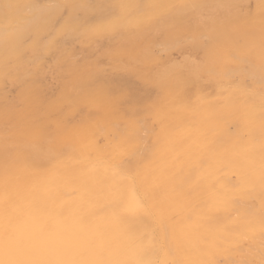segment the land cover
I'll use <instances>...</instances> for the list:
<instances>
[{"label":"bare ground","instance_id":"bare-ground-1","mask_svg":"<svg viewBox=\"0 0 264 264\" xmlns=\"http://www.w3.org/2000/svg\"><path fill=\"white\" fill-rule=\"evenodd\" d=\"M45 1L46 0H0V49L1 50H4L5 49L4 46H6L5 44H8V43L9 44L14 43V44H19L20 46H23L24 44L22 45V44H20V42L24 41L23 40L24 38L27 39V36H29L31 34V32H33L35 34V36H37L38 34L40 35V33H41V35L44 34L42 32H45L46 29L50 27L49 25H51L50 24L51 18H52V16L55 15V14L51 15L55 11V10L53 11V8L58 6L55 4L56 6L53 7V6H51V3L50 4H48V2L44 3ZM57 1H59V0H57ZM77 1H79V0H77ZM133 1L136 2L139 0H133ZM168 1H170V0H168ZM205 1H208V0H205ZM241 1L242 0H240V2ZM246 1L247 0H245V2ZM123 2H124V0H99V2L97 4V8H96V13H97L98 19H95L93 21L92 25L97 26L98 28H101V29H107V28L115 29V28H117L118 25L115 23L114 19L117 16H121L122 14H124L125 11L127 10V7L125 6L127 4H125ZM177 2H179V4L181 3L178 0H177ZM183 2L181 4H183ZM193 2H195V0H193ZM54 3L55 2H53V4ZM59 3H60V1H59ZM151 3L155 6H158V5H160V0H147L146 6H150ZM236 3H237V1H236ZM63 4H65V2ZM191 4H192V2H191ZM77 5H79V4H77ZM202 5H204V4H202ZM251 5H252V3H251ZM72 6H73V4H72ZM79 6H82V5H79ZM79 6H78L77 10H75L76 12H78V10L80 8ZM83 6L85 9L86 6L85 5H83ZM168 6L170 7L169 4H168ZM186 6H189V5H186ZM186 6L184 5L183 7H186ZM58 7H59L58 9L61 11L60 6H58ZM87 7H86V9H88ZM206 7L207 6L205 5L204 8H206ZM81 8H83V7H81ZM165 8H167V7H165ZM188 8H190V7H188ZM74 9H76V8H74ZM169 9H171V8H168V10ZM70 10H73V9H70ZM88 10H90V9H88ZM91 10H93V9H91ZM180 10H181V8H180ZM182 10H183V8H182ZM201 10H202V8H201ZM63 11H65V10H63ZM141 12H143V11H141ZM157 12H160V11H157ZM200 12L201 11H199V13ZM246 12H248V11H246ZM250 12H248V13H250ZM216 13H217V11H216ZM238 13L239 12H237L236 15H238ZM57 14H60V13L57 12ZM136 14H138V12H136ZM250 14H252V13H250ZM82 15H84V14H82ZM168 15L171 16V14H168ZM185 15H186V13H185ZM236 15L235 16L233 15L234 16L233 18H228L231 21H229L227 19L228 23H226V24L224 23L225 26H228L229 24L234 23V28H236V30H235L236 32L234 31L235 35L238 33L239 36L241 34H243V36H244V37L242 36L244 38L243 50L245 49L246 53L250 56V52L252 51L251 48H254L255 53H257V55L261 58V60L264 63V35H262V34L260 35V34L255 33L256 36L255 37L252 36L253 31H250V28L248 29L247 26L246 27L243 26V28H242L243 30H241V26H239V19L236 18L237 17ZM247 15H249V14H247ZM55 16L57 17V15H55ZM170 16H168V17H170ZM182 16L181 17L179 16V17L182 18ZM186 16H189V15H186ZM253 16H254V14H253ZM56 17L54 19L57 20ZM80 17H82V16H80ZM199 17H200V15H199ZM229 17H231V16H229ZM256 18L258 19V17H256ZM262 18H264V17H262ZM54 19H52V21ZM67 19H69V21L73 20V18L70 19V17L69 18L67 17ZM76 19L77 18L75 16L74 20H76ZM257 19H256V21H257ZM172 20H174V19H172ZM176 20H178V18ZM190 20H191V18H190ZM261 20H263V19H261ZM69 21L67 22L68 24H69ZM201 21H202V19H201ZM218 21H219V18H218ZM242 21H243V18H242ZM53 22H55V20ZM88 22H90V21H88ZM178 22H179V20H178ZM197 22H194V23H197ZM224 22H226V21H224ZM252 22H254V21H252ZM261 22H263V21H261ZM63 23L65 24V22H63ZM188 23L190 24V22H188ZM220 23H222V22H220ZM70 24H71V22H70ZM75 24H76V22H75ZM178 24H176L175 26H177ZM65 25L64 26L61 25V27H65ZM77 25H79V27H80L82 25V23L81 24L78 23ZM196 25L199 26L198 24H195V26ZM203 25L205 26V23ZM217 25H218V23H217ZM241 25H243V24H241ZM180 26H182V25H180ZM220 26L221 25H219V28H220ZM165 27H164V29H165ZM173 27H174V25H173ZM201 27H202V25H201ZM205 27H207V26H205ZM252 27H253V25H252ZM51 29H54V28H51ZM179 29H180V27H179ZM216 29L218 31V28H216ZM220 29L223 30L224 26L221 27ZM63 30H64V32H66V30L64 28H63ZM63 30H62V32H63ZM214 30L215 29L213 27V31ZM55 31H56V29H54V32ZM179 31H181V30H179ZM179 31H178V33H179ZM156 32H157V30H156ZM185 32L186 31H184V33ZM222 32L223 31H219L218 33H216L217 34L216 38L219 37V38H217V41L219 40V42L217 43V44H219V46H218L219 48L218 47L217 48L216 47H214V48L210 47V48H212V50H209V52H207L208 58H209V60H208L209 63L207 62L208 64L200 66V65L193 63L192 60H190L191 58H189V59L186 58L190 61H186V59H185L186 63H184V64L182 63V67L180 66V67L176 68V66H175V68L177 69L176 70V77H178V74H179V78L177 80V83L180 84L181 82L184 81L186 86L182 91H179L176 94L171 95L170 102L167 103L168 105L164 107L165 109L162 110V112H161L162 114L160 113L161 114L160 118H161L163 125L164 126L166 124L169 125V124H172L170 122H173V124H174V125L172 124L173 129L166 132V130H163L165 127H163V129H160V127H159L160 130H163L162 133L164 135L161 133L160 135H162V136H160L159 138L155 137L156 140L151 141L152 143L154 142V144H153V150L154 151H152V152H154V157H153V159H150L149 161H147V163L144 167L141 166L142 167L141 169H139V170L137 169L138 171L136 172L137 173L136 175L131 176V175L123 174L121 172H119L118 175H112V174H110L111 171H109V173H108L106 170V169L111 168L112 164L108 161H105L104 159L98 160L100 167H99V169L94 170V167H95L94 166L92 169V170H94V172H89L90 169L88 171H86L85 168H83L81 170L79 167L78 168L81 171H78V172L73 171L72 172V171H66V169H64L66 167H63V168L62 167L61 168L56 167V169H52L51 168L52 166H51L50 167L51 169L45 171V173H43V174L40 173V175H38L37 170H36L37 174L34 173V170L36 169L34 167V165L36 163H34V162L36 160L29 162V165H31V166H28V164L24 166L22 164L23 166H21V168H17L19 166L14 167V168H17L18 170H16V171L12 170L13 175L10 176L12 183L0 182V262H2V264H217L216 259L219 256L225 257L227 260H224V261L228 262V260H230L234 256L235 253L240 252V251H244L246 248V245L244 244V242H245L244 238H248V239L249 238H251V239L262 238V240L264 241V239H263L264 238V90L251 89V91H248L243 97H241L239 95L240 93L235 90L234 86L231 83V73L232 74L234 73V71L232 72V65L236 61H238V59H242V58H240L239 55H237L236 53L231 54L230 52L227 51L228 50L227 47L233 46V48H234V46H236V49L239 50L238 49L239 46L237 44L234 45L235 44L234 42H237V41H233V38H234L233 36L221 37L220 35L222 34ZM260 32H262V31L260 30ZM219 33H221V34H219ZM82 34L83 33H81V35ZM203 34H205V33H203ZM176 35H179V34H174L173 35L174 38ZM54 36H57V35H54ZM78 36H77V39H78ZM180 36H182V35H179V37ZM41 37H44V36L38 37L39 40ZM162 37H164V36H162ZM202 37L206 38V36H202ZM202 37H200V38H202ZM214 37H215V35H214ZM236 37H237V35H236ZM31 38H32V36H31ZM47 38H49L48 40H50L49 36ZM176 38H177V36H176ZM54 39H55V37H54ZM191 39H192V37H191ZM252 39L255 40L254 43H252ZM33 40L31 39L32 43H35V42H33ZM73 40H76V38L75 39L73 38ZM138 40H139V38H138ZM176 40H178V39H176ZM180 40L181 39H179V41ZM196 40H194V41L197 42ZM237 40H238V38H237ZM200 41H202V39ZM28 42H30V40ZM38 42H40V41H38ZM38 42L36 41V43L39 45ZM49 42H51V41H49ZM53 42H54V40H53ZM166 42L164 43V41H163L164 44H166ZM171 42H172V40H171ZM171 42H170V44H171ZM30 43H28V44L30 45ZM66 43H67V41H66ZM163 43H160V44H163ZM189 43H190V39H189ZM214 43H212V45H214ZM37 44H35V45L33 44V45L36 46ZM19 45H18V48L22 49L23 47L21 48V47H19ZM45 45H47V44H45ZM167 45H168V43H167ZM171 45L173 46V48H174V46H176V44H171ZM171 45H168V48ZM215 45H216V43H215ZM1 46H3L4 49ZM8 46L9 45L6 46V49ZM24 46H26V45H24ZM31 46H32V44H31ZM57 46H59V45H57ZM148 46H149V44H148ZM177 46H178V44H177ZM12 47H14V45ZM155 47H156V45H155ZM18 48L17 49L15 48V50H18ZM24 48H26V47H24ZM71 48H73V47H71ZM137 48H138V46H137ZM149 48L147 47V49H149ZM225 48H227V50ZM10 49L12 50V48H10ZM1 50H0V52H1ZM41 50H43V49H41ZM44 50H45V48H44ZM65 50H68V49H65ZM145 50H146V48H145ZM168 50H170V49H168ZM30 51H31V49H30ZM54 51H56V49ZM229 51H230V48H229ZM231 51H232V48H231ZM21 52H19L18 54H20ZM13 53L14 52L12 50V55H15V53L14 54ZM64 53H66V52H64ZM5 54H7V53L5 52ZM18 54H17V56H18ZM37 54H38V52H37ZM51 54H52V51H51ZM72 54H73V52H72ZM103 54H104V52H103ZM122 54H124V53H122ZM106 55H108V54H106ZM7 56H9V54ZM24 56H26V54ZM79 56H81V55H79ZM114 56L116 57V55H114ZM142 56H143V54H142ZM2 57L6 58L4 56H2ZM19 57L21 58L22 56L19 55L18 58ZM28 57H29V55H28ZM65 57H67V56H65ZM69 57H70V55H69ZM0 59H2V58H0ZM10 59H12V58H10ZM30 59H32V58H30ZM39 59H40V57H39ZM242 60H245V59H242ZM6 61L8 62V60H6ZM56 61L58 62V60H56ZM196 61H197V59H196ZM123 62H122V64H123ZM245 62H247V61H245ZM256 62L258 63V61H256ZM118 63H120V62H118ZM173 63H171V65L175 64V63L174 64ZM11 64H12V62H11ZM3 65H0V66L2 67ZM38 66H41V65H38ZM154 66H155V63H154ZM177 66H178V64H177ZM130 67H132V66H130ZM5 68H6V65H5ZM11 68H9V69H11ZM39 68H41V67H39ZM78 68H80V67H78ZM166 68H164V70H166ZM171 68H172V66H171ZM173 68H174V66H173ZM173 68L171 70H173ZM169 69H170V67H169ZM7 70L8 69H5V71H7ZM19 70H20V68H19ZM141 71L142 70L140 68V72ZM167 71H169V70H167ZM235 71L238 72V70H235ZM255 71H256V68H255ZM0 72H2V71H0ZM22 72H24V71H22ZM86 72H88V71H86ZM146 72H148V71H146ZM258 72H260V71H258ZM6 73H8V72H6ZM170 73L171 72H169V74ZM237 74H239V73H237ZM38 76H39V74H38ZM6 77H8V76H6ZM23 77H24V75H23ZM27 77H30V76L27 75ZM35 77H37V76H35ZM164 77H166V76H164ZM259 77H260V75H259ZM9 78H10V76H9ZM32 78H34V77H32ZM161 78H163V77H161ZM170 78L171 77L169 76L168 79H170ZM245 78H247V77H244V79ZM86 79H87V77H86ZM89 79H91V78H89ZM77 80H75V83ZM262 80L264 81V79H261L259 81H261V83H262ZM160 81H161V79H160ZM11 82H13V81L11 80ZM65 82H66V80H65ZM124 82L130 83L133 86H137V84L140 83V80L133 77V76H130L127 79H125ZM26 83H29V82L26 81ZM14 84H16V83H14ZM20 84H22V83H20ZM2 85H5V84H2ZM38 85H39V83H38ZM61 86H62V84H61ZM154 86H155V84L151 85V87H154ZM235 86H237V85H235ZM75 87H77V86H75ZM79 87L80 86H78V89H79ZM237 87H239V86H237ZM114 88L118 89L119 86L115 85ZM30 89L31 88H29V91H30ZM26 90H27V88H26ZM1 91H2V89H1ZM36 91L38 92L37 89H36ZM23 92H24V90H23ZM32 92L33 91H31V94H32ZM73 92H75V90ZM4 93H5V91H4ZM31 94H30V96H31ZM22 95H23V93H22ZM24 97H26V96H24ZM60 98H61V96H60ZM62 98H64V97H62ZM70 98L71 97H69V100L72 99V98L71 99ZM217 98H223L224 99L222 105L217 104V102H216ZM4 99H5V97H3L2 100H4ZM52 99H54V98H51V100ZM66 99H67V97H66ZM116 99H117V97H116ZM62 100H64V99H62ZM32 101L35 102L34 100H32ZM164 101H165V99H164ZM8 102L10 103V101H8ZM1 104H3V103H1ZM46 104H47V101H46ZM160 104H162V103H160ZM56 105H58V104H56ZM150 105H151V103H150ZM2 106H4V105H2ZM7 106H9V105H7ZM115 107H118V106L115 105ZM5 108H6V106H5ZM24 108H26V107L24 106ZM160 108H161V106H160ZM36 109L38 110L39 108H36ZM32 110H33V108H32ZM50 110H51V108H50ZM55 110H54V112H55ZM115 110H116V108H115ZM155 111H156V109H155ZM158 111H157V113H158ZM28 112H29V110H28ZM38 112H39V110H38ZM46 112H48V111H46ZM1 113H2V111H1ZM35 113L36 112H34V114ZM5 114H7V112ZM140 114H142V113H140ZM136 115H138V113ZM6 116H4V117H6ZM43 116H44V114H43ZM40 117H42V116H40ZM50 117H52V116H49L47 118H50ZM134 117H136V116H134ZM155 117H156V115H155ZM144 118L142 117L143 120H144ZM26 119L27 118H25V120ZM155 119H157V118H155ZM155 119L153 118V121H155ZM137 120H139V118H137ZM137 120H136V122H137ZM143 120H141L142 127H143L142 123H145ZM130 121L132 122V120H130ZM146 121H148V120H146ZM46 122H47V120H46ZM139 122H140V120H139ZM148 123H149V121H148ZM231 123L239 124L240 127H238L236 131L231 132L229 129V126H228ZM79 124L80 123H78V125ZM129 124L131 125V123H129ZM149 124L151 125V123H149ZM113 125L111 124V127ZM150 125H148V126H150ZM148 126H146V127H148ZM151 126H150V128H151ZM83 127L81 130H83ZM86 127H87V125L84 128L86 129ZM101 127H103V126H101ZM133 127H134V125H133ZM153 127H152V130L154 129ZM5 128H6V126H5ZM80 128H81V126H80ZM166 128H168V127H166ZM40 129H41V127H40ZM52 129H54V128H52ZM93 129H91V131ZM130 129H131V131L133 129V132H131L129 134H125V132L124 133L122 132V134H125L124 141H122V143H121V141H119V142L121 143L122 146H124V150H128L129 152L130 151L132 152L141 143L142 139H145L146 136L144 137V135H143L144 138H142L141 134H140V136L137 134L138 130L135 132L136 129L135 130H134V128H130ZM168 129H170V128H168ZM78 130H80V129H78ZM146 130L144 128L145 132H146ZM148 130H149V128H148ZM100 131H102V130H100ZM1 132H2V130H1ZM3 132H6V131H3ZM108 132H110V131H108ZM158 132L160 133V131H158ZM9 133H11V132H9ZM76 133L77 132L74 131L75 135H77ZM104 133H102V134H104ZM148 133H151L150 130H149V132H147V134ZM152 133H153V131H152ZM244 133H246V135H247L246 138H244V136H243ZM91 134H93V133L91 132ZM113 134L114 133H112L110 135H113ZM110 135H108V136H110ZM22 136H23V134H22ZM96 136H97V134H96ZM123 136L124 135H122L121 140L123 139ZM105 138H107V137H105ZM152 138L153 137H151L150 139H152ZM29 139H31V138H29ZM114 139L117 140L116 136L114 137ZM152 140H154V139H152ZM79 142L84 143V145H87L88 147H92V145L89 142H86L84 139L79 140ZM123 142H124V144H123ZM20 144H22V143H20ZM51 144H53V143H51ZM110 144H109V146H110ZM37 145H39V144H37ZM121 145H119V146L121 147ZM26 146H28V145H26ZM103 146L104 145H102V147ZM106 146H108V145H106ZM21 147L23 148V146H21ZM120 147L118 149L122 150L123 148L120 149ZM43 148H45V147H43ZM47 148H45V149H47ZM106 149L107 148H105V150ZM37 150H39V148ZM55 151H57V150H55ZM97 151H98V149H97ZM118 151H117V154H118ZM128 151L125 152L122 150V152H125V154H124L125 156L127 155L126 153H128ZM1 152L2 151H0V153ZM5 152H7V151H5ZM18 152H19V150H18ZM101 152L103 153V151H101ZM47 153H49V150H48V152H46V154ZM98 153H100V152H98ZM25 154H27V153H25ZM52 154H54V153H52ZM88 154H89V151H88ZM96 154H97V152H96ZM49 155H51V154H49ZM68 155H69V153H68ZM92 155H94V157H95V153ZM98 155L96 156V158L98 157ZM102 155H104V154H102ZM1 156H3V155H1ZM113 156H115V155H113ZM119 156L121 158L123 155H119ZM19 157H21V155ZM65 157H67V156H65ZM73 157L74 156H72V158ZM99 157L101 158V156H99ZM96 158H94V159H96ZM28 160H29V157H28ZM55 160H57V159H55ZM67 160H69V159H67ZM74 160H73V162H74ZM117 160L115 159V161H117ZM122 160H124L123 157H122ZM122 160H121V162H122ZM7 161H9V160H7ZM89 161H91V160H89ZM139 161L141 162V160H139ZM38 162H40V161H38ZM38 162H37V164H39ZM114 162H112V163H114ZM0 163H2V161ZM20 163H22V162H20ZM63 163L61 162V165H63ZM13 164L14 163L12 161V165ZM58 164L60 166V163H58ZM77 164H79V163H77ZM91 164L92 163H90V165ZM128 164H130V163H128ZM5 165H8V163ZM5 165L3 166V164H2L3 167H6ZM10 165H11V163H10ZM15 165H16V163H15ZM71 165H72V168H74L76 163L71 164ZM90 165H88L89 168H90ZM118 165H120V164H118ZM116 166H117V164H116ZM125 166H127V164ZM69 167H70V165H69ZM134 167H136V166L134 165ZM75 168H77V167H75ZM117 168H116V170H117ZM40 169H42V166ZM43 169H45V168H43ZM124 169H122V170H124ZM0 170L2 172L1 168H0ZM1 172H0V174H1ZM131 172H132V170H131ZM2 173H4V172H2ZM8 174H9V171H8ZM2 175H1V177H2ZM6 175H7V172H6ZM0 180L2 181V179H0ZM6 181H7V179H6ZM10 184L12 186H10ZM232 212L237 213L236 214L237 216L234 217L232 215ZM175 214H176V217H174ZM236 255H238V254H236ZM258 257L260 260L258 261L255 259L254 264H259L260 262H264V256H261V257L258 256Z\"/></svg>","mask_w":264,"mask_h":264},{"label":"rangeland","instance_id":"rangeland-1","mask_svg":"<svg viewBox=\"0 0 264 264\" xmlns=\"http://www.w3.org/2000/svg\"><path fill=\"white\" fill-rule=\"evenodd\" d=\"M59 1H60V3H59ZM59 1H57V0H52V1L46 0L44 2V3L48 2V4L51 3V6H53V7L58 5V6H60V9H61V11H60L58 9L59 8L58 6L53 8V11L55 10L56 12L55 11L53 13L51 12L52 13L51 15L55 14V15H57V17L55 15L52 16L51 22H50L51 25H49L50 27L47 28L45 32H42L44 34L41 35V33H40V35L38 34L37 36H35V34L33 32H31V34L29 36H27V39H25V38L23 39L24 40V41H22L23 43L20 42V44H22V45L24 44L26 46H24V45L20 46L19 44H14V43H11L12 44L11 45L8 43V44H5L6 46L9 45L7 47L8 50L6 49V46H4L7 51L4 49L3 46H1V47H3L4 50L0 49L2 52V53L0 52L1 53L0 58L3 59V60L0 59V65L4 64L2 67L0 66V71H2V72H0V74H1L0 75V88L3 91L2 92L0 89V108H1L0 110L2 111V113L0 111V137L4 136L3 138L2 137L0 138V141H1L0 142L1 143L0 144V146H1L0 151H2L0 153V162L2 161V163H0L1 164L0 168L2 169V172H4V173H2L0 170V172H1L0 179H2V181L0 180V182L12 183L10 176L13 175V171L18 170L17 168H21V166H23V165L25 166L28 164V166H31V165H29V162L35 161V160L36 161L34 163H36V164L34 165V167L36 169L34 170V173L37 174V171H38V175H40V173H42V174L45 173V171H47L51 168L56 169V167L57 168L66 167V168H64V169H66V171H72V172L73 171L74 172L81 171L83 168H85L86 171H88L90 169L91 171L89 170V172H94L95 169L97 170L100 167V164L98 163L99 159H104L105 161H108L112 164L111 168L106 169L108 173H109V171H111L110 174H112V175H118L119 172L126 174V175H131V176L136 175L137 174L136 172L139 169H141L142 167H144L146 165L147 161H149L150 159H153V157H154V152H152V151H154L153 150L154 142L152 143L151 141H155L156 138H159L160 136H162L160 134L163 132V130H166V132H167V131L173 129V126H172L173 122H170L172 124H169V125L166 124L167 126L166 125L164 126L160 117L162 114L161 113L162 110L165 109L164 107L167 106L168 105L167 103L170 102L171 95L176 94L179 91H182L186 86L184 81L181 82L180 84L177 83V80L179 78V74H178V77H176V70H177L176 68L180 67V66L182 67V63L184 64V63H186V61H190V60H192L193 63L200 65V66L208 64L209 58H208L207 52H209V50H212V48H214V47L217 48L219 46V44H217L219 42V40L217 41V38H219V37L216 38V36H217L216 33H218L219 31H223L222 34L219 33V34H221L220 35L221 37L233 36L234 37L233 41H237V42H234L235 43L234 45L237 44L239 46V48H238L239 50L236 49V46H234V48H233V46L227 47L228 50H227V48H225V49L228 52H230L231 54L236 53L237 55H239L240 58L245 59V60L238 59V61H236L232 65V72L234 71V73L233 74L231 73V83L234 86L235 90L240 93L239 95L241 97H243L248 91H251V89L264 90L263 89L264 88V81L262 80V83H261V81H259L261 79H264V63H263V61L257 55V53H255L254 48H251V50H252L251 52L253 54L250 52V56L246 53L245 49L243 50V46H244V43H243L244 38L243 37L244 36H243V34H241L239 36V34L237 33L236 34L237 37H236V35H235L236 28H234V23L229 24L228 26H225V24L228 23L227 19L233 18L237 14V12H239L238 15H236L237 16L236 18L239 19V26H241V30H243L242 29L243 26H245V27L247 26L248 29L250 28V31H253L252 36L255 37L256 34L264 35V33H263L264 32V24H263L264 18H262V17H264V13H263L264 7L261 6L262 0H247L246 2H245V0H242L241 2H240V0H235V1L234 0H230V1L229 0H226V1L225 0H208V1L195 0L196 3L193 2V0H183L184 2L182 0H178L181 3L183 2V4L180 3L181 5L179 4V2H177V0H170V1L160 0V5H158V6H155L152 3L150 6H146L147 0H139L136 2H134L133 0H132L133 2L131 0H124L123 3L127 4V5L124 4L127 7V10L125 11L124 14H122L121 16H117L114 19L115 23L118 25L117 28H115V29H109V28L101 29V28H98L97 26L92 25L93 21L95 19H98L97 13H96V8H97V4H98L99 0H92V1L91 0H79V1H77V0H66V1L65 0H63V1L59 0ZM236 1H237V3H236ZM53 2H55V3L53 4ZM64 2H65V4H63ZM191 2H192V4H191ZM251 3H252V5H251ZM72 4H73V6H72ZM77 4L82 5V6H79ZM168 4L170 5V7L168 6ZM202 4H204V5H202ZM83 5H85L86 7L88 6L87 8L90 10L86 9V7L84 9ZM184 5L185 6L189 5V6L183 7ZM205 5L207 6L206 8H204ZM78 6L80 8H79L78 12H76L75 10H77ZM81 7H83V8H81ZM165 7H167V8H165ZM188 7H190L191 9ZM74 8H76V9H74ZM168 8H171V9L168 10ZM180 8H181V10H180ZM182 8H183V10H182ZM201 8H202V10H201ZM70 9H73L74 11L70 10ZM91 9H93V10H91ZM63 10H65V11H63ZM141 11H143V12H141ZM157 11H160V12H157ZM199 11H201V12L199 13ZM216 11H217V13H216ZM246 11H248V12L251 11L250 13H252V14H250ZM57 12L60 14H57ZM136 12H138V14H136ZM185 13H186V15H189V16H186ZM82 14H84V15H82ZM168 14H171V16ZM247 14H249V15H247ZM253 14H254V16H253ZM199 15H200V17H199ZM75 16L77 18L76 20H74ZM80 16H82V17H80ZM168 16H170V17H168ZM179 16L180 17L182 16V18H180ZM229 16H231V17H229ZM55 17L57 18V20L54 19ZM67 17L68 18L70 17V19L73 18V20L69 21V19H67ZM256 17H258V19ZM177 18H178L179 22H178V20H176ZM190 18L192 21L190 20ZM218 18H219V21H218ZM242 18H243V21H242ZM255 18L257 19V21ZM52 19H54L55 22H53L54 20L52 21ZM172 19H174V20H172ZM201 19H202V21H201ZM261 19H263V20H261ZM228 20L231 21L230 19H228ZM68 21H69V24L67 23ZM74 21L76 22V24ZM88 21H90V22H88ZM184 21L185 22L187 21V22L185 23ZM224 21H226V22H224ZM252 21H254V22H252ZM259 21L260 22L263 21V22L260 23ZM63 22H65V24L66 23L67 24L65 25ZM70 22L72 25L70 24ZM188 22H190V24ZM194 22H197V23H194ZM220 22H222V23H220ZM78 23L79 24L82 23V25L79 27V25H77ZM202 23L203 24L205 23V26H207V27H205ZM217 23H218V25H217ZM176 24H178L179 26L178 25H177L178 27L175 26ZM195 24H198L199 26H197V25L195 26ZM241 24H243V25H241ZM61 25L62 26L65 25V27H61ZM173 25L175 28L173 27ZM180 25H182V26H180ZM201 25H202V27H201ZM219 25H221L220 28L224 26V29L221 30L219 28ZM252 25H253V27H252ZM164 27H165V29H164ZM179 27H180V29H179ZM213 27L215 29L214 31H213ZM51 28L56 29V31L54 32V29H51ZM63 28L66 30V32H64ZM216 28H218V31ZM155 29L157 30L158 33L156 32ZM62 30H63V32H62ZM179 30H181L182 32ZM260 30L262 32H260ZM178 31H179V33H178ZM184 31H186V32L184 33ZM81 33H83V34L81 35ZM201 33L202 34L205 33V34L202 35ZM174 34H179L182 36L179 37V35H176L177 38H176V36H175V38L178 39V40H176L173 36ZM54 35H57V36H54ZM214 35H215V37H214ZM31 36H32V38H31ZM40 36H44V37H41L39 40L38 37H40ZM46 36L47 37L49 36L50 40H48L49 38H47ZM77 36H78V39H77ZM162 36H164V37H162ZM202 36H206V38L202 37ZM54 37L56 40L54 39ZM191 37H192V39H191ZM198 37L199 38L202 37V38L199 39ZM73 38L74 39L76 38V40H73ZM138 38H139V40H138ZM237 38H238V40L239 39L240 40L238 41ZM31 39L32 40L34 39L33 42H35V43H32ZM170 39L172 40V42L174 41L175 43L174 42L172 43ZM179 39H181V40L179 41ZM189 39H190V43H189ZM201 39L203 42L200 41ZM29 40L31 43L28 42ZM35 40L37 42L40 41V42H38L40 46L36 43ZM53 40L55 43L53 42ZM194 40H196L197 42H195ZM49 41H51V42H49ZM66 41H67V43H66ZM163 41H164V43L167 41L166 44H164ZM254 41L255 40L252 39V43H254ZM152 42L156 45V47ZM170 42H171V44H176V46H174V48H173V46L170 44ZM214 42L216 43L217 46L215 45ZM28 43H30V45ZM160 43H163V44H160ZM167 43H168V45H171L172 47L169 46V48H168ZM212 43H214L215 46L212 45ZM31 44H32V46H31ZM33 44L34 45L37 44L36 45L37 47L34 46ZM45 44H47V45H45ZM148 44H149V46H148ZM177 44H178V46H177ZM13 45H14V47H12ZM18 45L21 48L23 47L22 48L23 50L18 48ZM57 45H59V46H57ZM137 46H138V48H137ZM24 47H26V48H24ZM71 47H73V48H71ZM147 47L148 48L150 47V48L147 49ZM210 47H212V48H210ZM10 48H12L15 55H12V50ZM15 48L16 49L18 48V50H15ZM44 48H45V50H44ZM145 48H146V50H145ZM229 48H230V51H229ZM231 48H232V51H231ZM24 49L25 50L27 49V50L25 51ZM30 49H31V51H30ZM41 49H43V50H41ZM55 49H56V51H54ZM65 49H68L69 51L65 50ZM168 49H170V50H168ZM51 51H52V54H51ZM151 51L152 52L154 51V52L152 53ZM5 52L7 54H5ZM19 52H21V53L18 54ZM37 52H38V54H37ZM64 52H66V53H64ZM72 52H73V54H72ZM103 52H104V54H103ZM122 53H124V54H122ZM8 54H9V56H7ZM17 54H18V56L20 55L22 57L18 58ZM25 54H26V56H24ZM106 54H108V55H106ZM142 54H143V56H142ZM28 55H29V57H28ZM69 55H70V57H69ZM79 55H81V56H79ZM114 55H116V57ZM2 56L6 57V58H3ZM65 56H67V57H65ZM39 57L41 60L39 59ZM10 58H12L13 60ZM30 58H32L34 61ZM186 58H188V59L191 58V59L188 60ZM185 59H186V61H185ZM196 59H197V61H196ZM6 60H8V62ZM56 60H58V62ZM121 61L122 62L124 61L123 64ZM245 61H247V62H245ZM256 61H258V63ZM11 62H12V64H11ZM118 62H120L121 64ZM154 63H155V66H154ZM171 63H173L174 65H171ZM37 64L41 65V66H38ZM177 64H178V66H177ZM5 65H6V68H5ZM170 65L172 66V68L174 66L173 70H171L172 68ZM130 66H132V67H130ZM175 66H176V68H175ZM39 67H41V68H39ZM78 67H80V68H78ZM163 67L164 68L167 67L166 70H164ZM169 67H170V69H169ZM9 68H11V69H9ZM19 68H20V70H19ZM140 68L142 70L141 72H140ZM255 68H256V71H255ZM5 69H8V70L5 71ZM167 70H169V71H167ZM235 70H238V72H236ZM22 71H24V72H22ZM86 71H88V72H86ZM146 71H148V72H146ZM258 71H260V72H258ZM6 72H8V73H6ZM169 72H171V73L169 74ZM237 73H239V74H237ZM38 74H39V76H38ZM23 75H24V77H23ZM27 75L30 77H27ZM259 75H260V77H259ZM6 76H8V77H6ZM9 76L11 79L9 78ZM35 76H37V77H35ZM130 76H133V77L139 79L140 83L137 84V86H133L130 83H125L124 80ZM164 76H166V77H164ZM169 76L171 77L170 79H168ZM243 76L247 77V78L244 79ZM32 77H34V78H32ZM86 77H87V79H86ZM161 77H163V78H161ZM89 78H91V79H89ZM160 79L162 82L160 81ZM11 80L13 82H11ZM65 80H66V82H65ZM75 80H77L76 83H75ZM26 81H28L29 83H26ZM37 82L39 83V85ZM77 82L78 83L80 82L81 84L79 83L80 84L79 85ZM14 83H16V84H14ZM20 83H22V84H20ZM2 84H5V85H2ZM61 84H62V86H61ZM152 84H155V86L151 87ZM115 85H118L119 88L115 89L114 88ZM235 85H237L239 87H237ZM75 86H77V87H75ZM78 86H80L79 89L81 91L78 89ZM26 88H27V90H26ZM29 88H31L30 91H29ZM36 89L38 90V92L36 91ZM73 89L75 90V92L77 94L75 92H73L74 91ZM23 90H24V92H23ZM4 91H5V93H4ZM31 91H33L32 94H31ZM22 93H23V95H22ZM30 94H31V96H30ZM2 96L5 97L4 100H2L3 99ZM24 96H26V97H24ZM60 96H61V98H60ZM65 96L67 97V99ZM62 97H64V98H62ZM69 97H71L72 99L70 98L71 100H69ZM116 97H117V99H116ZM30 98L32 100H34L35 102H33ZM51 98H54V99L51 100ZM62 99H64V100H62ZM164 99H165V101H164ZM223 100H224L223 98H217L216 102H217V104L222 105ZM8 101H10V103ZM46 101H47V104H46ZM1 103H3V104H1ZM150 103L152 106L150 105ZM160 103H162V104H160ZM56 104H58V105H56ZM114 104L117 105L118 107H115ZM2 105H4V106H2ZM7 105H9V106H7ZM5 106H6V108H5ZM24 106L26 108H24ZM160 106H161V108H160ZM32 108H33V110H32ZM36 108H39L38 109L39 112ZM50 108H51V110H50ZM115 108H116V110H115ZM155 109H156V111H155ZM28 110H29V112H28ZM54 110H55V112H54ZM46 111H48V112H46ZM157 111H158V113H157ZM6 112L8 115L5 114ZM34 112H36V113L34 114ZM137 113H138V115H136ZM140 113H142V114H140ZM43 114H44V116H43ZM155 115H156V117H155ZM4 116H6V117H4ZM40 116H42V117H40ZM49 116H52V117L47 118ZM134 116H136V117H134ZM141 116L143 118L145 117L144 120L142 119ZM25 118H27V119L25 120ZM137 118H139L140 122H139V120H137ZM153 118L154 119L157 118L158 120L155 119V121H153ZM99 119L100 120L102 119V120L100 121ZM135 119L137 120L138 123L136 122ZM46 120L48 123L46 122ZM130 120H132V122ZM141 120H143L145 122V123H142L143 127L145 125L146 126L150 125L149 123H151V125H152V126L150 125L151 128H150V126L144 127L145 130L147 129L146 132L144 131V128L141 125ZM146 120H148L149 123ZM78 123H80V124L78 125ZM129 123H131L132 126ZM111 124L112 125L114 124L115 126L113 125L111 127ZM82 125L84 127L87 125V127H86L87 130ZM100 125L103 127H101ZM133 125H134V127H133ZM5 126H6V128H5ZM80 126H81V128H80ZM228 126H229V129L231 132L236 131L237 128L240 127L239 124H235V123H231ZM40 127H41V129H40ZM82 127H83V130H81ZM105 127L107 129L108 128L109 129L107 130ZM152 127L154 128L153 130H152ZM159 127H160V129H163V127H165V128L163 130H160ZM166 127L170 128V129H168ZM52 128H54V129H52ZM130 128H134V130L136 129L135 132L138 130L137 134L139 136L141 134L142 138H144L146 136L145 139H142V141H141L142 144L140 143L134 151H132V152L130 151L132 154L128 150H124V146L121 145L122 141H124L125 134H129V133L133 132V129L131 131ZM148 128H149L151 133L147 134V132H149ZM78 129H80V130H78ZM91 129H93V130L91 131ZM1 130H2V132L3 131H6V132L2 133ZM100 130H102V131H100ZM151 130L153 131V133ZM157 130L160 131V133ZM74 131L77 132L76 133L77 135L74 134ZM103 131L104 132L106 131V132L104 133ZM108 131H110V132H108ZM9 132H11L12 134ZM91 132L94 135L91 134ZM122 132L123 133L125 132V134H122ZM21 133L23 134V136ZM102 133H104V134H102ZM109 133L110 134L114 133V134L110 135ZM96 134H97V136H96ZM108 135H110V136H108ZM122 135H124V136H123V139L121 140ZM143 135H144V137H143ZM149 135L151 137H153L152 139H154V140L150 139L151 137ZM104 136L107 138H105ZM115 136H116L117 140L114 139ZM243 136H244V138H246L247 137L246 133H244ZM29 138H31V139H29ZM82 139H84L86 142H89L92 145V147H88L87 145H84V143H80L79 140H82ZM119 141H121V143ZM20 143H22V144H20ZM51 143H53V144H51ZM37 144H39V145H37ZM109 144H110V146H109ZM118 144L121 145V147ZM123 144H124V142H123ZM18 145L23 146V148L21 146L19 147ZM26 145H28L29 147ZM102 145H104V146L102 147ZM106 145H108V146H106ZM43 147H45V148L48 147V148L45 149ZM119 147H120V149L123 148L122 150L125 152L128 151L129 154L126 153L127 155L125 156L124 155L125 152H122V150H119L118 149ZM38 148L40 151L37 150ZM96 148L98 149V151ZM105 148H107V149L105 150ZM18 150H19V152H18ZM48 150H49V153L46 154V152H48ZM55 150H57V151H55ZM5 151H7L8 153ZM88 151H89V154H88ZM101 151H103V153ZM117 151H118V154H117ZM24 152L27 153L28 155L25 154ZM96 152H97V154H96ZM98 152H100V153H98ZM52 153H54V154H52ZM68 153H69V155H68ZM94 153H95V157H94V155H92ZM17 154L19 156L21 155V157H19ZM49 154H51V155H49ZM102 154H104V155H102ZM1 155H3V156H1ZM97 155H98V157L96 158ZM113 155H115V156H113ZM119 155H123L122 157L124 160H122V157L120 158ZM65 156H67V157H65ZM72 156H74V157L72 158ZM99 156H101V158ZM28 157H29V160H28ZM87 158L91 161H89ZM94 158H96L97 160ZM55 159H57V160H55ZM67 159H69V160L71 159V160L69 161ZM115 159L116 160L118 159V160L115 161ZM7 160H9V161H7ZM73 160H74V162H73ZM121 160H122V162H121ZM139 160H141V162ZM12 161L14 163L13 165H12ZM38 161H40V162H38ZM111 161L112 162L115 161V162L112 163ZM6 162L8 163L9 166L5 165V164H7ZM20 162H22V163H20ZM37 162L39 164H37ZM61 162L62 163L64 162L63 163L64 166L61 165ZM10 163H11V165H10ZM15 163H16V165H15ZM58 163H60V166ZM74 163H76L75 167H77V168H75V167L72 168L71 164H74ZM77 163H79V164H77ZM90 163H92V164L90 165ZM128 163H130V164H128ZM2 164H3V166L5 165L6 167H3ZM55 164L56 165L58 164V165L56 166ZM68 164L70 165V167ZM116 164H117V166H116ZM118 164H120V165H118ZM126 164H127V166H125ZM88 165H90V168L88 167ZM134 165L136 167H134ZM17 166H19V167H17ZM41 166H42V169H40ZM14 167H17V168H14ZM93 167H94V170H92ZM43 168H45V169H43ZM116 168H117V170H116ZM122 169H124V170H122ZM131 170H132V172H131ZM8 171H9V174H8ZM6 172H7V175H6ZM2 174L4 176L5 175L6 176L4 177ZM1 175L3 178L1 177ZM6 179H7V181H6ZM10 186H12V185L10 184ZM236 214L237 213L232 212V215L234 217L237 216ZM174 217H176V214ZM249 239L244 238V241L246 242V243L244 242V244L246 245V248L244 251H240V252L235 253L234 256L230 260H228V262L224 261V260H227L225 257L219 256L216 259L217 264H254L255 259L259 261L260 259L258 256H260V257L264 256V241L262 240V238H259V239L258 238L257 239L249 238ZM236 254H238V255H236ZM259 264H262V262H260Z\"/></svg>","mask_w":264,"mask_h":264},{"label":"snow or ice","instance_id":"snow-or-ice-1","mask_svg":"<svg viewBox=\"0 0 264 264\" xmlns=\"http://www.w3.org/2000/svg\"><path fill=\"white\" fill-rule=\"evenodd\" d=\"M262 7H264V0H262ZM0 264H2V262H0ZM262 264H264V262H262Z\"/></svg>","mask_w":264,"mask_h":264}]
</instances>
